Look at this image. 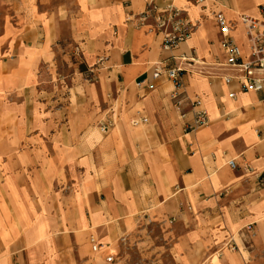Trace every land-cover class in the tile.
I'll list each match as a JSON object with an SVG mask.
<instances>
[{"label": "crops", "instance_id": "crops-1", "mask_svg": "<svg viewBox=\"0 0 264 264\" xmlns=\"http://www.w3.org/2000/svg\"><path fill=\"white\" fill-rule=\"evenodd\" d=\"M154 2L185 12L186 41L166 48L150 18L141 24L148 0H0V152L11 139L15 152L44 155L35 179L50 203L0 264H264V99L219 81L210 2ZM262 5L220 8L257 17ZM234 36L244 41L242 29ZM71 46L96 80L73 85L87 94L68 119L42 76ZM155 66L180 67L182 86L152 79ZM201 109L208 123L189 130Z\"/></svg>", "mask_w": 264, "mask_h": 264}, {"label": "built area", "instance_id": "built-area-1", "mask_svg": "<svg viewBox=\"0 0 264 264\" xmlns=\"http://www.w3.org/2000/svg\"><path fill=\"white\" fill-rule=\"evenodd\" d=\"M154 1L148 0L147 9L141 14V24L150 18L151 21L147 24L149 29L162 35V44L166 48H174L186 41L195 27L194 23L182 9L167 6L159 10ZM205 1L214 6L210 12L217 26L219 44L224 55L221 66L225 72L217 75L219 81L223 85L236 87L238 92L261 95L264 99V5L260 7V15L257 17L238 13L230 18L220 8L221 4L224 5V0H195L197 4H203ZM237 29H242L244 35L242 43L234 36ZM181 70L180 67L163 69L155 66L151 77L155 79L164 74L173 81L175 89H178L183 84ZM136 84L147 89L155 87L154 82L147 78L139 79ZM236 91L230 90L229 96L234 97ZM146 121L147 118L142 117L141 122ZM208 121L206 111L201 109L195 112V117L188 124V128L189 130L200 128ZM132 122L138 123L136 120ZM229 165L234 167L232 160L229 161ZM90 242L94 250L100 248V243L93 236L90 237ZM107 260H113L112 256H108Z\"/></svg>", "mask_w": 264, "mask_h": 264}, {"label": "rangeland", "instance_id": "rangeland-1", "mask_svg": "<svg viewBox=\"0 0 264 264\" xmlns=\"http://www.w3.org/2000/svg\"><path fill=\"white\" fill-rule=\"evenodd\" d=\"M60 29L66 35L65 23L60 25ZM56 65V72L52 75L44 74L42 78L49 80L47 85L51 87L52 99H57L53 108L58 110L60 103L63 104V108L67 106L65 111L68 113V119H71L75 115L76 96L85 98L87 94V90L79 88L73 91V85L79 87L87 82H95L96 73L86 68L81 52L76 46L68 48L66 58L59 55ZM70 99L74 101L73 107L67 103V101L70 103ZM4 125L5 128L15 132L21 133L23 130L20 125L11 122ZM21 144L23 145L24 141H21ZM18 148L21 149L13 145L12 140L9 139L3 146L4 153L0 152V253L10 250L9 248L34 226L35 212L43 211L48 207L47 204H50L49 201L48 203L45 201L46 186L43 176L38 182L35 179L42 175V171L34 170V166L39 167L43 163L44 155L28 154L25 147L22 148L23 151L15 152ZM35 195L37 201L29 199Z\"/></svg>", "mask_w": 264, "mask_h": 264}]
</instances>
